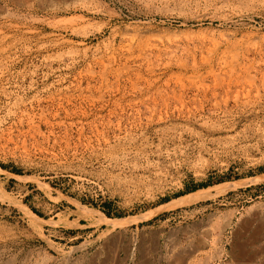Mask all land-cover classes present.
<instances>
[{"label":"rangeland","instance_id":"rangeland-1","mask_svg":"<svg viewBox=\"0 0 264 264\" xmlns=\"http://www.w3.org/2000/svg\"><path fill=\"white\" fill-rule=\"evenodd\" d=\"M0 264H264V0H0Z\"/></svg>","mask_w":264,"mask_h":264},{"label":"bare ground","instance_id":"bare-ground-1","mask_svg":"<svg viewBox=\"0 0 264 264\" xmlns=\"http://www.w3.org/2000/svg\"><path fill=\"white\" fill-rule=\"evenodd\" d=\"M49 1V0H48ZM241 183V182H240ZM244 183V182H243ZM228 184V186H233V185H237L238 184V182H236V183H227ZM218 186H221V185H218ZM225 187V186H224ZM219 189V188H218ZM216 190V189H215ZM219 191V190H218ZM215 192H217V191H215ZM208 193V192H207ZM193 196V195H192ZM208 196V195H207ZM189 198V197H188ZM182 200V199H181ZM189 202V201H188ZM175 203V202H174ZM151 213V212H150ZM138 217V216H137ZM101 221L103 222V223H105V224H107V225H109V226H112V227H115V226H119V225H122L124 222H125V220H122V219H111V218H108V217H106V216H104V215H102V217H101ZM127 222V221H126ZM263 249V248H262ZM64 262V261H63Z\"/></svg>","mask_w":264,"mask_h":264},{"label":"trees","instance_id":"trees-1","mask_svg":"<svg viewBox=\"0 0 264 264\" xmlns=\"http://www.w3.org/2000/svg\"><path fill=\"white\" fill-rule=\"evenodd\" d=\"M2 167H4L3 165H1ZM17 172V171H16ZM197 187H194V188H192L191 190L193 191V190H195Z\"/></svg>","mask_w":264,"mask_h":264}]
</instances>
